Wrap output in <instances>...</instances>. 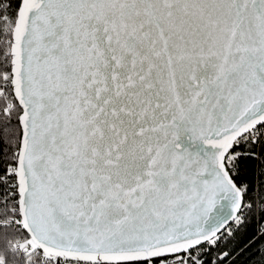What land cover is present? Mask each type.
I'll use <instances>...</instances> for the list:
<instances>
[{"label":"snow or ice","instance_id":"1","mask_svg":"<svg viewBox=\"0 0 264 264\" xmlns=\"http://www.w3.org/2000/svg\"><path fill=\"white\" fill-rule=\"evenodd\" d=\"M0 264H264V0H0Z\"/></svg>","mask_w":264,"mask_h":264}]
</instances>
